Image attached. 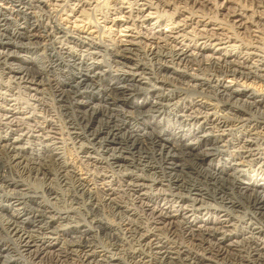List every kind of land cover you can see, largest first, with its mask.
<instances>
[{
	"label": "bare ground",
	"instance_id": "1",
	"mask_svg": "<svg viewBox=\"0 0 264 264\" xmlns=\"http://www.w3.org/2000/svg\"><path fill=\"white\" fill-rule=\"evenodd\" d=\"M0 1V76L32 100L0 97V264H264V54L226 55L206 28L223 21L242 42L245 18L264 33V0L224 5V20L216 0ZM104 9L135 36L91 22ZM67 143L101 172L92 184L121 188L92 189Z\"/></svg>",
	"mask_w": 264,
	"mask_h": 264
},
{
	"label": "rangeland",
	"instance_id": "2",
	"mask_svg": "<svg viewBox=\"0 0 264 264\" xmlns=\"http://www.w3.org/2000/svg\"><path fill=\"white\" fill-rule=\"evenodd\" d=\"M100 2L101 1H105V0H99ZM108 2H107V4H109L112 0H107ZM115 1H117V0H115ZM123 1H125V0H123ZM142 1H145V0H140L139 1V3L140 2H142ZM153 1H155V0H153ZM211 3H214V0H209ZM237 2L238 0H232V1H229V2H226L225 0H216V2H218V4H221V8H219L218 10H219V13L217 14V20H219V19H222V20H224L223 19V17H224V13H226V8L225 9H222V6H229V5H233L234 4V2ZM241 1V0H240ZM59 2H62L61 0H59L58 1V3ZM147 2V1H146ZM0 3H1V1H0ZM103 3V2H102ZM143 3V2H142ZM147 3H150V2H147ZM211 3H207V6H209L208 8H210L211 9V11L214 9V6H212V4ZM229 3V4H228ZM211 4V5H210ZM123 5L124 6H127L128 5V3H125V2H123ZM52 6L53 5H50L49 6V8H52ZM88 6V7H87ZM143 8H147V6L146 5H141ZM164 7V10H168V12H170V7H168V6H163ZM163 7H161V8H163ZM197 7V6H196ZM250 7V6H249ZM60 7H58L57 6V9H59ZM90 8H92V6L90 5H86V10H91ZM155 8L154 7H150V8H147V9H144V13L146 14V13H148V14H150V16H152L151 17V19L153 20L155 17H156V13H155V10H154ZM205 9H207V7L205 8ZM105 11V9L104 10H99V11H97L96 12V15L97 16H95V15H93V13H91L92 15H91V18H90V20H91V22H94V23H99V26H104L105 25V30L107 31V27H110V29H109V31H110V35L111 36H113V37H115V38H120V39H126V38H129L130 36L132 37V36H135V34H136V29H134V28H132V25L131 26H129V24H123V22L125 21V16H121L120 18L117 16V18H115V24L113 25L109 20H107V21H104V19H103V15L105 14V13H103V12ZM112 10L110 9V11H109V14H110V16H111V18L112 17H114V12L112 11ZM208 12H210V10H207ZM225 11V12H224ZM102 13H103V15H102ZM184 14L186 15L187 13L186 12H184ZM199 14V13H198ZM246 14L247 15H249L250 14V10L249 9H247V11H246ZM78 15H79V13H78ZM210 15H212V13L210 14ZM93 16V17H92ZM106 16H107V14H106ZM175 17V16H174ZM68 18H70V17H68ZM82 19V17L80 16H78V18L77 19ZM110 18V19H111ZM228 18V17H227ZM255 18V16L253 17V19ZM94 19H96V20H94ZM235 19H239V18H235ZM71 20H73V19H71ZM151 20V21H152ZM205 21H208V19H206ZM80 22V21H79ZM79 22H77V23H79ZM119 22V23H118ZM136 23H137V25H139V28L141 29V31L142 30H144V27L147 25V22H145V23H143L141 26H140V24H141V22H139L138 20L137 21H135ZM236 22V24L238 25L240 22H241V25H243V27L242 26H240V27H235L234 28V30H237V32H239V36H241V37H243V38H241V37H239V38H241V40H242V42L241 41H238V40H235L234 41V37H235V35H233V32H232V30L229 28V26H228V24H226V23H224L223 21L221 22V21H216L215 23H211V24H208L207 26H206V28H208V29H211V31L213 30L214 32H217V34H218V36L220 37V38H222V40H227V41H231V42H229V44H225V43H220V44H218L217 46H215L214 47V49H217V48H221V47H226L225 49L224 48H222L221 50V52L222 53H225L226 55L229 53H231V54H233V53H236L237 52V50H249V49H247V48H245V46H249L248 48H250V50L253 52L254 51V53L255 54H258L259 56H262L263 54H264V52H263V49H264V38H263V41L261 40H259V38H262L263 37V35H264V33L262 32V29L260 28V27H256L255 25H251L250 24V21H249V19H245V18H243L241 21H239L238 23H237V21H235ZM81 24L83 23V21L82 22H80ZM121 24H123V26H118V25H121ZM230 24V23H229ZM199 28H201L202 27V25H200V24H198L197 25ZM245 26H247V27H249L250 29H249V31H247L246 29V27ZM147 27H148V25H147ZM138 28V29H139ZM160 28L161 29H163V30H166L167 32H169V31H172L173 29H172V24H169V23H166V21H163L162 23H161V25H160ZM246 28V29H245ZM187 29H191V27H188ZM231 30V31H230ZM226 34V35H225ZM187 35H189V34H187ZM191 35H193V33H191ZM244 35V36H243ZM248 35V36H247ZM250 35V36H249ZM224 36H226V37H224ZM231 36V37H230ZM258 39V40H257ZM221 40V41H222ZM254 40V41H253ZM218 42V41H217ZM233 45L234 46V48L233 47H231V46H229V45ZM244 44H245V46H244ZM247 44V45H246ZM226 45V46H225ZM228 45V46H227ZM235 45H237V46H235ZM251 45V46H250ZM261 45V46H260ZM253 46H255V47H257V48H255V47H253ZM209 47H211L212 48V46H209ZM240 47V48H239ZM259 47V48H258ZM252 48V49H251ZM262 48V49H261ZM262 51H261V50ZM192 51V50H191ZM193 51H197V49L194 47L193 48ZM256 57V56H255ZM181 63H179L178 65H180ZM15 66H17V65H15ZM22 67H25L24 65H22ZM26 68V67H25ZM191 72H194L195 70L194 69H192V70H190ZM195 72H198V71H195ZM110 74V73H109ZM5 76V77H4ZM8 79L9 78H7V76L6 75H1L0 76V84H2L3 86H11V87H9L6 91H4V93H1L2 91H0V97L2 98V99H7V100H9L10 98H11V95H13L14 94V96H15V98H16V100L17 101H20L19 103L21 104V105H24L25 106V104L26 105H31V101L32 100H30V97H29V95L28 94H26L27 92L26 91H24V88H19V87H17V85H13L10 81H8ZM145 80V81H144ZM147 81V79H143V82H146ZM189 84H192V83H195V84H197L196 82H193V81H189L188 82ZM146 83H140L139 85L140 86H144ZM116 85L118 86V87H123L124 85H125V83L122 81V80H118L117 82H116ZM198 86V85H197ZM10 88H12L11 90H10ZM19 89V92L17 91ZM20 89H21V91L22 92H20ZM1 90V89H0ZM10 91V92H9ZM14 91V92H13ZM24 92H26V93H24ZM7 93V94H6ZM10 93V94H9ZM219 93V97L222 99V100H224V99H227V98H233L234 100H237V102L238 103H241V105L242 106H247V104H245L244 102H239V99H238V97H234V94L233 93H230L229 91H227V90H225V91H217V93L216 94H218ZM263 93H264V90H263ZM48 95V94H47ZM46 95V99H43V100H45L44 102L45 103H47V104H49V106H51V105H53V101H50L51 99V97L48 95L47 96ZM151 97H153V96H149V99L150 100H153L154 98H151ZM147 98H148V96H147ZM257 98H258V100H264V94H258V96H257ZM142 98H137L136 97V100L137 101H140ZM2 100H0V102H1ZM9 101H12V100H9ZM27 102V103H26ZM2 104H3V106L5 105V107L6 108H8L7 106L8 105H6V102H2ZM257 108H253V110H257L259 107L258 106H256ZM260 110V109H259ZM262 110V109H261ZM45 113H42L41 112V116L42 117H44V118H49V115H47V114H45ZM24 115H29V113H25ZM264 115V114H263ZM45 116H47V117H45ZM55 119V118H54ZM57 134V135H56ZM55 134V136H57V138H64V137H66L65 136V134H64V136H60V134H59V131H58V133H56ZM66 142H69L68 140L66 141ZM59 144H61V142H59ZM63 154H64V158H65V160L66 161H68L70 164H73V167H76V168H72L73 170H74V172L77 174V176H79V178H81L82 180H84V181H86L89 185H90V187H92V189H101V188H107V187H111V188H121L120 187V184L118 183V181H113V185H108L109 183L108 182H104L103 183V181L102 180H98V181H96V183H95V185L94 184H92L93 183V180H94V177L96 176V175H99L100 173H99V171L96 169V168H94V167H92L91 165H88L87 163H85V162H83L82 160H84L85 159V156L81 153H79V154H77L78 155V157H77V155H76V153H75V151H74V149L71 147V144L70 143H67L65 146H64V152H63ZM87 164V165H86ZM257 165H255V164H251V165H249L248 166V169H249V171H252L253 169H255V167H256ZM78 168V169H77ZM94 168V169H93ZM92 171H94V172H92ZM90 180V181H89ZM118 184V185H117ZM119 186V187H118ZM256 193L258 194V195H260V196H262V197H264V191H261V189L259 190L258 189V191H256ZM119 194H121L122 196H125L126 197V195H124V193L123 192H119ZM104 210H108L107 208H104ZM229 230H231V231H233V232H236L237 233V230H235L234 228H233V226H229V227H227ZM225 230V229H224ZM195 250V249H194ZM195 251H197L198 252V254H199V256L202 254V250H200V249H198V250H195ZM63 258V257H62ZM61 258V259H62ZM0 260H2V257L0 258ZM77 260V257H76V255L74 256V255H72L71 256V259L69 258V259H67V261H64L62 264H80V263H77L78 261H76ZM74 262V263H73ZM60 264V263H59Z\"/></svg>",
	"mask_w": 264,
	"mask_h": 264
}]
</instances>
